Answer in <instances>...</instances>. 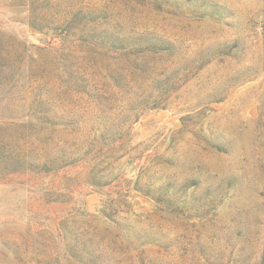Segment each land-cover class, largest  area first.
Masks as SVG:
<instances>
[{"label":"rangeland","instance_id":"374dc122","mask_svg":"<svg viewBox=\"0 0 264 264\" xmlns=\"http://www.w3.org/2000/svg\"><path fill=\"white\" fill-rule=\"evenodd\" d=\"M0 264H263L264 0H0Z\"/></svg>","mask_w":264,"mask_h":264},{"label":"trees","instance_id":"16d2710c","mask_svg":"<svg viewBox=\"0 0 264 264\" xmlns=\"http://www.w3.org/2000/svg\"><path fill=\"white\" fill-rule=\"evenodd\" d=\"M2 56L0 55V58H1ZM263 264H264V257H263Z\"/></svg>","mask_w":264,"mask_h":264}]
</instances>
